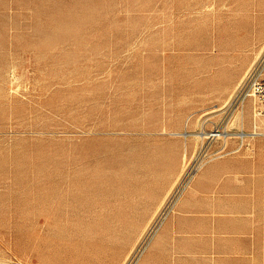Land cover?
Returning <instances> with one entry per match:
<instances>
[{
    "label": "rangeland",
    "instance_id": "obj_1",
    "mask_svg": "<svg viewBox=\"0 0 264 264\" xmlns=\"http://www.w3.org/2000/svg\"><path fill=\"white\" fill-rule=\"evenodd\" d=\"M263 51L264 0H0V264H202L158 229L231 152L259 164L260 253L223 264H264V134L228 105Z\"/></svg>",
    "mask_w": 264,
    "mask_h": 264
},
{
    "label": "crops",
    "instance_id": "obj_2",
    "mask_svg": "<svg viewBox=\"0 0 264 264\" xmlns=\"http://www.w3.org/2000/svg\"><path fill=\"white\" fill-rule=\"evenodd\" d=\"M254 158L231 152L199 165L158 229L167 253L202 264L260 253L261 182Z\"/></svg>",
    "mask_w": 264,
    "mask_h": 264
},
{
    "label": "built area",
    "instance_id": "obj_3",
    "mask_svg": "<svg viewBox=\"0 0 264 264\" xmlns=\"http://www.w3.org/2000/svg\"><path fill=\"white\" fill-rule=\"evenodd\" d=\"M249 97L253 98L255 102V120L253 121L252 129L241 127L238 130L240 131L239 134L235 132V135L240 136L241 145L245 144V138L249 135L264 134V124L260 123L264 119V51L239 84L228 105L231 108L241 107Z\"/></svg>",
    "mask_w": 264,
    "mask_h": 264
},
{
    "label": "bare ground",
    "instance_id": "obj_4",
    "mask_svg": "<svg viewBox=\"0 0 264 264\" xmlns=\"http://www.w3.org/2000/svg\"><path fill=\"white\" fill-rule=\"evenodd\" d=\"M251 68V67H250ZM249 70V69H248ZM242 80V79H241ZM241 80L239 81V82H241ZM239 84V83H238ZM237 85V84H236ZM243 114V113H242ZM241 116V113H238L237 112V117H235L234 119H236V118H239ZM238 132V134H239V132L240 131H237ZM237 132H236V134H237ZM235 133V132H234ZM234 133H233V135H234ZM221 134H224V135H226V136H232L231 134H232V132H228V131H213V130H207V129H205V128H203L202 130H199V131H197V133H196V135L198 136V137H205V136H210V135H221ZM225 136V137H226ZM187 161V160H186ZM128 260H129V258H128ZM127 260V261H128Z\"/></svg>",
    "mask_w": 264,
    "mask_h": 264
}]
</instances>
